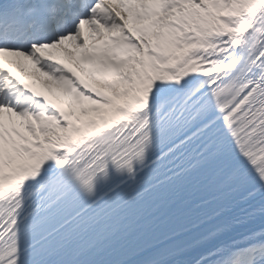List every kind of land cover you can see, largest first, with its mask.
I'll return each instance as SVG.
<instances>
[{
	"label": "snow or ice",
	"instance_id": "obj_1",
	"mask_svg": "<svg viewBox=\"0 0 264 264\" xmlns=\"http://www.w3.org/2000/svg\"><path fill=\"white\" fill-rule=\"evenodd\" d=\"M0 264H264V0H0Z\"/></svg>",
	"mask_w": 264,
	"mask_h": 264
}]
</instances>
